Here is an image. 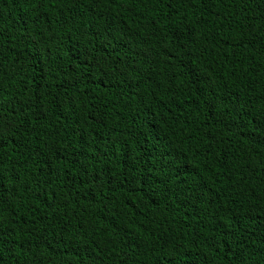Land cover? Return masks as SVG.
I'll use <instances>...</instances> for the list:
<instances>
[{"label": "trees", "instance_id": "16d2710c", "mask_svg": "<svg viewBox=\"0 0 264 264\" xmlns=\"http://www.w3.org/2000/svg\"><path fill=\"white\" fill-rule=\"evenodd\" d=\"M0 264H264V0H0Z\"/></svg>", "mask_w": 264, "mask_h": 264}]
</instances>
